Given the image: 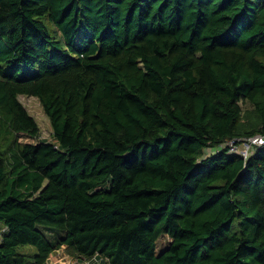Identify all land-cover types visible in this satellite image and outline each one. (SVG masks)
Wrapping results in <instances>:
<instances>
[{
	"label": "trees",
	"instance_id": "obj_1",
	"mask_svg": "<svg viewBox=\"0 0 264 264\" xmlns=\"http://www.w3.org/2000/svg\"><path fill=\"white\" fill-rule=\"evenodd\" d=\"M255 134L264 0H0V264H264Z\"/></svg>",
	"mask_w": 264,
	"mask_h": 264
},
{
	"label": "rangeland",
	"instance_id": "obj_2",
	"mask_svg": "<svg viewBox=\"0 0 264 264\" xmlns=\"http://www.w3.org/2000/svg\"><path fill=\"white\" fill-rule=\"evenodd\" d=\"M19 101L26 108L27 112L33 116L40 127V137L53 142L52 129L47 115L44 113L43 108L38 100L34 96L19 95ZM19 139L25 142H35L36 137L29 134L20 133ZM49 232V231H48ZM48 232H46L48 234ZM50 236L52 234L50 233ZM169 242V238L165 235L161 236L156 243V252L162 251ZM83 261L84 263H81ZM97 263V261H95ZM93 262H86V260L76 259L75 257L69 255L64 246L57 249L52 253L47 261V264H92Z\"/></svg>",
	"mask_w": 264,
	"mask_h": 264
},
{
	"label": "built area",
	"instance_id": "obj_3",
	"mask_svg": "<svg viewBox=\"0 0 264 264\" xmlns=\"http://www.w3.org/2000/svg\"><path fill=\"white\" fill-rule=\"evenodd\" d=\"M264 144V135L255 134L237 139H230L226 142V148L229 153L240 154L243 158H247L256 146Z\"/></svg>",
	"mask_w": 264,
	"mask_h": 264
}]
</instances>
